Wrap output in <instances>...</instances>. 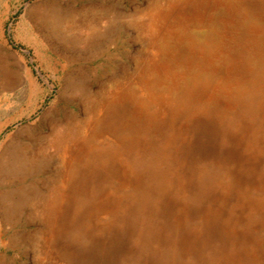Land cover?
I'll return each mask as SVG.
<instances>
[{
	"label": "rangeland",
	"instance_id": "374dc122",
	"mask_svg": "<svg viewBox=\"0 0 264 264\" xmlns=\"http://www.w3.org/2000/svg\"><path fill=\"white\" fill-rule=\"evenodd\" d=\"M171 1L0 0V264H264V0L211 67L222 11L191 25L173 73L129 86L142 115L103 116ZM21 159L40 168L13 173Z\"/></svg>",
	"mask_w": 264,
	"mask_h": 264
},
{
	"label": "bare ground",
	"instance_id": "6f19581e",
	"mask_svg": "<svg viewBox=\"0 0 264 264\" xmlns=\"http://www.w3.org/2000/svg\"><path fill=\"white\" fill-rule=\"evenodd\" d=\"M247 1L248 0H173V1H171L168 4V6L166 7V10H163V9L156 10V12L153 13L152 26L157 31V34L155 35L154 39L150 43L151 46L149 47V49H150V52H151L150 54L151 55L148 58L149 60L147 59V57L146 58H143L142 61H141V63L139 64V66L136 69L137 70L136 74L133 75L131 78L129 77L128 78L129 80L126 79V81L123 82L120 87L118 86L119 88H116L117 90L113 92L112 96L108 100H106L104 102V104H103L104 105V112H103L104 115L103 116L105 117L107 114H110L111 113V112H109V110H110L109 108L113 104L123 103V102L129 103V105L131 106L130 113H131V115L133 117H139L140 115H142L143 111L141 109L142 107L140 106L141 103L140 102H138V103L135 102L136 100L133 98L132 93H130L129 86L131 84H137L139 86L142 85L143 87H145V89L147 88V91H148V85H149V82H148L149 79L148 78H149L150 75L152 76V74L155 72L157 75H161L162 76V75H164V74H166L168 72H172L173 65L175 63V60L178 57V55H177V48H178V46L184 40H187V41L190 40V36H188L186 34H187V32H189V28L191 27V25H193V24H200L201 23V24H203V26H207V25L211 24V19L213 17L214 12H221L222 11V15L218 18V20H219L218 25L220 27V30L217 31V33H218L217 37L218 38L216 39V43H218V45L216 47H213L212 50H210L211 51L210 54L207 55V56H205L206 58L200 64L201 66H203L202 68H206V67L209 68V67H211L214 64V62L219 59V56H221L220 55L221 53H223L224 51L228 52V50H231L232 49L231 43L235 42V38L237 37V34H238V30L233 29L234 26L236 25V22L238 21V12H239V9H241V7L243 6L242 4L245 3V2H247ZM248 33L249 34L247 35V43H246V45L248 47H250V46H252L253 44L256 43V40H258V31L255 30V29H251L250 32L248 31ZM187 41H185V42H187ZM188 52L191 53V54H193L192 53V48H190V50ZM183 53H185V52H183ZM189 61H190V59H188L186 61V62L189 63L187 65H190L191 64L190 63L191 61L190 62ZM169 75H168V77H169ZM171 76H173V75H171ZM178 76L179 75L176 74L174 76V79L175 80L178 79ZM169 79H170V77H169ZM169 100H170V98H169ZM160 111H162V109ZM101 116H102V114H101ZM124 135H125V133H124ZM60 144H61V148L63 149V152H64L63 153L64 154V157H66V164H69V165L70 164H73L74 162H78V160L82 156L83 152L84 153L86 152V151H84V149H83L82 145L80 144V142L75 143V145H74V147L72 149L67 148V145L64 144V143H60ZM138 155H139V153H138ZM253 157H255V156H253ZM13 161H15V160H13ZM21 162L22 163H18V164H16V163L9 164L10 165V168L13 171V173L21 172V171H36L38 168H40V166H39V162L40 161L36 162L34 159H32V160H29V159L22 160L21 159ZM14 164H16V165H14ZM255 165H257V164L255 163ZM43 167H44V165H43ZM87 169H88V167H87ZM32 176H33V174H32ZM67 176H68V174H67ZM66 179H64V180H66ZM43 182H45V181H43ZM83 209H84V207H83ZM68 217H70V216H68ZM123 217H121V218H123ZM91 221H92V219H91ZM113 225H115V224H113ZM58 226H59V224H58ZM122 226H124V225H122ZM60 227H61V225H60ZM128 227H130V225ZM92 228L94 229V227H92ZM88 230H89V228H88ZM127 230H128V228H127ZM115 232H117V231H115ZM235 233H236V231H235ZM115 234H117V233H115ZM102 237H104V236H102ZM112 237H113V235H112ZM112 237H111V239H112ZM95 240H97V239H95ZM104 240H106V239H104ZM101 243H103V242H101ZM106 243H107V241H106ZM119 243L120 242H118V244ZM113 244H115V243H113ZM109 246H111V245L109 244ZM114 246H117V245H114ZM102 247H104V246H102ZM106 252H108V251H106Z\"/></svg>",
	"mask_w": 264,
	"mask_h": 264
}]
</instances>
